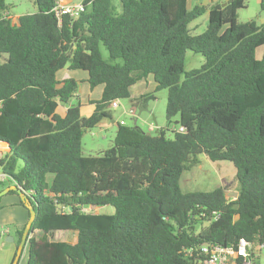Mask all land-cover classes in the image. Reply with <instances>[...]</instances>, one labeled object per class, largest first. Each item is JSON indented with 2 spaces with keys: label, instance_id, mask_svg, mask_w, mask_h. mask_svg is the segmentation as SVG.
I'll use <instances>...</instances> for the list:
<instances>
[{
  "label": "trees",
  "instance_id": "1",
  "mask_svg": "<svg viewBox=\"0 0 264 264\" xmlns=\"http://www.w3.org/2000/svg\"><path fill=\"white\" fill-rule=\"evenodd\" d=\"M32 1L36 12L16 17L0 0V142L11 150L0 168L30 197V233H43L28 234L27 264H194L199 246L241 239L263 252L264 24L238 22L246 0L209 11L189 0H83L80 17L61 22L58 0ZM206 12V31L193 35L189 23ZM187 51L204 57L199 69L185 71ZM65 68L103 86L88 118L81 82L57 79ZM149 77L155 91L131 99ZM161 90L172 138L118 125L109 149L83 155V135L113 103L142 107ZM200 155L233 164L236 199L222 187L183 193ZM106 207L114 211L97 212ZM57 232H76L75 243L49 240Z\"/></svg>",
  "mask_w": 264,
  "mask_h": 264
},
{
  "label": "rangeland",
  "instance_id": "2",
  "mask_svg": "<svg viewBox=\"0 0 264 264\" xmlns=\"http://www.w3.org/2000/svg\"><path fill=\"white\" fill-rule=\"evenodd\" d=\"M73 3H79L82 0H72ZM209 0H189L190 10L197 7L216 8L215 2H208ZM227 1V0H221ZM263 0H246V6L244 9L238 12V22L247 23L255 21L257 24H264V2ZM208 2V3H207ZM226 3V2H225ZM6 4L10 6L12 15L18 17L26 14H32L36 12V7L32 0H6ZM208 12L201 15L197 19L189 23L188 28L193 35H199L206 31L208 27ZM264 53V47L257 51V59L262 58ZM105 59H108V54L104 51ZM204 63V57L201 54H196L192 51H187L185 55V71L190 72L199 69ZM138 82L133 86L131 91L136 93L139 89ZM154 100L147 103L148 110L138 116V112L133 116L130 114V110L136 108L133 102L129 99L119 100V109L112 110L114 117V129L117 127L115 120L118 122L123 121L126 126L136 125L145 133L154 134L157 130L162 129L165 131L168 138L173 137L174 130H177L176 124H168L166 121V103H167V90H161L153 94ZM155 119V120H154ZM153 127L154 130L149 129ZM114 132L113 128L106 130L101 126L87 131L82 138V153L85 157H97L101 155L102 151H106L113 145ZM199 165L185 172L180 181V187L183 193L189 192H203L208 193L218 187H222L226 190V196L229 200L236 199L238 190V181L236 179V169L232 163L228 161L213 163L209 161L204 155L199 156ZM52 175L48 176V181L52 180ZM113 212L111 207L103 208V210H97V212ZM51 240L55 241H74V236L71 233L61 232ZM260 264H264V251L260 258Z\"/></svg>",
  "mask_w": 264,
  "mask_h": 264
},
{
  "label": "crops",
  "instance_id": "3",
  "mask_svg": "<svg viewBox=\"0 0 264 264\" xmlns=\"http://www.w3.org/2000/svg\"><path fill=\"white\" fill-rule=\"evenodd\" d=\"M82 1H80L79 3H81ZM210 1L215 2L216 6L225 4V2L226 3L230 2V0H227L225 2L221 0H209L208 2ZM70 2L73 3L72 0ZM262 2H264V0ZM207 9L209 11L211 7L207 6ZM208 17H209V14H208ZM57 79L58 80L75 79L81 82L80 89H79V95H78L79 100L82 103L81 114L85 118L90 117L94 113V110H95V106L92 105L90 102H93V101L96 102L101 98L102 92H103V86H98L94 90H91L87 82L88 74L86 72L80 71V70H70L68 68L60 70L57 74ZM141 82H143V84L141 85L138 84L139 89H137L136 93H133L131 91V99L134 100L140 97L141 95L151 94L155 91L156 84L153 81L152 77H149L147 81H141ZM119 106L117 108H111L110 117L102 119L98 124L99 126L105 128L106 130H108L109 128L111 129L113 128L114 138L118 130V125H121V123L123 122V121L118 122L117 120H115L117 127L115 129L114 127H112V125L114 124V117L112 114V110H118ZM140 108L141 107H136L131 110H135L137 113ZM60 112H65V108L61 107ZM134 123H136V120L134 121ZM124 125L126 124L124 123ZM151 128L149 129L150 131H151ZM10 151L11 150L8 144L0 142V152H1L2 158H4L7 154H9ZM3 175L4 174L0 168V192L5 190L8 187L15 186L13 184H9L7 178L2 179ZM21 202H22L21 197L17 193L16 194L8 193L7 195L0 198V264H15L18 246L20 244L18 234L21 232L24 233V230L28 226V223L30 220V212H29L27 205L25 204L26 206H22ZM60 233L61 232L52 234L49 237V240H51L52 238H54L56 235ZM65 233H71V235L74 236V241L72 242L64 241V242H68L71 244L75 243L77 233L76 232H65ZM10 237H12L13 241H11ZM42 237H43V233L40 231H34L32 233H29V238H34L38 240L39 238H42ZM28 251H29V245L27 242L17 264H27L28 263V260H29Z\"/></svg>",
  "mask_w": 264,
  "mask_h": 264
},
{
  "label": "built area",
  "instance_id": "4",
  "mask_svg": "<svg viewBox=\"0 0 264 264\" xmlns=\"http://www.w3.org/2000/svg\"><path fill=\"white\" fill-rule=\"evenodd\" d=\"M83 11L84 7L82 3L75 4L63 0H58L53 8V12L59 22L65 17L76 20L80 17ZM6 16H9L8 12L4 13V17ZM118 106L119 102H115L113 103L112 108H117ZM130 114L134 116L136 112L130 110ZM121 125H124V123L122 122ZM151 131H153V128H151ZM180 131L182 132L183 129H180ZM0 159H2L1 152ZM4 178L5 175H3L2 179ZM193 256L195 259L194 264H260L262 252L254 248L253 245L246 240L241 239L236 245H201L194 251Z\"/></svg>",
  "mask_w": 264,
  "mask_h": 264
},
{
  "label": "water",
  "instance_id": "5",
  "mask_svg": "<svg viewBox=\"0 0 264 264\" xmlns=\"http://www.w3.org/2000/svg\"><path fill=\"white\" fill-rule=\"evenodd\" d=\"M228 4L229 3H225V4L218 5V6H216V9L217 10H220V9L226 7ZM147 110H148L147 104L144 105V106H142L138 110V116H140L143 112H147ZM134 112H136V111L134 110ZM10 191L16 192L21 197V201L24 202L27 205V207L29 209V212H30V220H29L28 226L24 230V233H23L21 242H20V244L18 246L16 261H15V264H17L18 261H19V259H20V257H21V255H22V252H23V250H24V248H25V246H26V244L28 242V234L30 233V227H31V225H32L33 221L36 218V211H35V209L33 208L32 204H31L30 197L28 196V194H26L21 189V187L18 186V185H15L14 187H8L5 190L1 191L0 192V198L3 197V196H5V195H7ZM10 239H11V241H13L12 237H10ZM7 241H8V239H7Z\"/></svg>",
  "mask_w": 264,
  "mask_h": 264
}]
</instances>
